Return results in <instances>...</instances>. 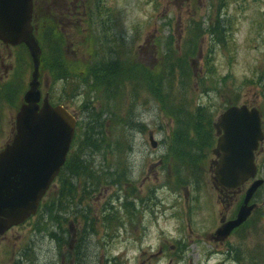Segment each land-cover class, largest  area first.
Masks as SVG:
<instances>
[{
	"label": "rangeland",
	"instance_id": "obj_1",
	"mask_svg": "<svg viewBox=\"0 0 264 264\" xmlns=\"http://www.w3.org/2000/svg\"><path fill=\"white\" fill-rule=\"evenodd\" d=\"M35 2L49 18L41 92L76 117L72 156L90 169L53 182L75 190L59 222L36 215L0 236V264H264V185L217 240L249 183L225 190L212 166L227 107L257 108L264 132V0ZM31 72L26 46L0 41V151ZM255 160L264 180V141Z\"/></svg>",
	"mask_w": 264,
	"mask_h": 264
},
{
	"label": "water",
	"instance_id": "obj_2",
	"mask_svg": "<svg viewBox=\"0 0 264 264\" xmlns=\"http://www.w3.org/2000/svg\"><path fill=\"white\" fill-rule=\"evenodd\" d=\"M33 0H0V41L5 46H26L32 60L31 80L15 116V135L0 151V236L35 215L39 202L65 163L74 135L75 120L63 107H51L39 91L41 51L33 35ZM41 102V104H40ZM215 182L235 190L252 180L236 218L215 232L224 240L250 216L249 201L263 184L255 179L254 151L263 140L257 109L231 106L219 118ZM152 147L156 143L150 138Z\"/></svg>",
	"mask_w": 264,
	"mask_h": 264
},
{
	"label": "trees",
	"instance_id": "obj_3",
	"mask_svg": "<svg viewBox=\"0 0 264 264\" xmlns=\"http://www.w3.org/2000/svg\"><path fill=\"white\" fill-rule=\"evenodd\" d=\"M36 7L38 8V5ZM34 15H35L36 20L39 22V25L46 23V21L48 20V17L44 16L43 13L38 12L37 9H36V13L34 12ZM217 21H220L219 16H217ZM89 75L90 76L96 75V73L93 70V72L90 73ZM75 143H76V139L74 140L72 151L69 154L67 162L65 166L62 168L61 174L59 175V179H62V176L64 175L63 173L64 170H69L72 174L79 175V173H77V170L79 167L82 168V164H84L87 167V169H90L87 163L86 164L82 163L80 159L75 160V158L72 156L73 149L76 145ZM91 144L94 145V142H92ZM73 170L75 173L73 172ZM91 174L94 175L96 178H102V175H99L98 171L91 172ZM64 186L67 187V185L61 183L60 188L57 189V191H55L54 194L53 193L47 194V198L49 199L47 200V202L42 204V207L40 209L41 212L39 214V220L42 219L40 223L44 222V220L52 221L56 223L59 222L60 217L58 216V212L60 210H64L66 206L69 204V201H71L75 196V190H73L72 183H69V187H68V188L72 187V191L68 193L65 192L67 190H65L66 187L64 189ZM51 204L53 205L50 207ZM53 208H55L54 214L52 212Z\"/></svg>",
	"mask_w": 264,
	"mask_h": 264
}]
</instances>
